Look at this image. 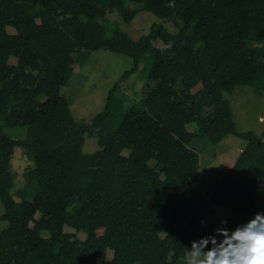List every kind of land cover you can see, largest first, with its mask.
Masks as SVG:
<instances>
[{"label":"trees","instance_id":"obj_1","mask_svg":"<svg viewBox=\"0 0 264 264\" xmlns=\"http://www.w3.org/2000/svg\"><path fill=\"white\" fill-rule=\"evenodd\" d=\"M139 11L177 31L153 24L134 41L106 29L107 14L129 24ZM102 50L132 59L119 82L152 59L141 108L115 128L111 95L79 125L60 92ZM242 86L264 95V0H0V264H189L191 242L220 226L190 202L196 139L245 142L209 200L231 213L228 227L264 211V141L237 130L224 97ZM90 138L99 150L84 154ZM16 149L34 169L14 195Z\"/></svg>","mask_w":264,"mask_h":264},{"label":"rangeland","instance_id":"obj_2","mask_svg":"<svg viewBox=\"0 0 264 264\" xmlns=\"http://www.w3.org/2000/svg\"><path fill=\"white\" fill-rule=\"evenodd\" d=\"M126 3L131 10L137 9L135 4ZM107 19L113 23L107 22L106 29L118 28L134 41L147 35L153 24H161L171 33L177 31L173 23L161 20L145 11H139L129 24H125L117 13L107 14ZM8 33L15 34L11 28H8ZM153 45L158 48L162 46V43L156 41ZM9 63L15 65L16 60L11 58ZM151 65L152 59L147 55L135 74L119 82L121 76L132 68V59L103 50L91 52L87 55L83 67H80L78 63L73 65V75L60 92L67 101L74 120L79 125H88L93 118L102 113L111 95L110 107L117 115L111 117V126L115 128L121 120L122 112L133 107L141 108L140 93L148 83ZM116 84L117 87H115ZM196 90L194 89L193 92ZM224 97L231 106L237 130L253 132L264 141V95H258L251 88L242 86L238 87L232 95L226 94ZM188 130L192 131L194 127L189 126ZM3 131L14 139H20L22 136L19 135L22 129H4ZM192 143L191 148L198 153L200 174L198 187L190 194L191 204L214 222L232 218L228 210L210 204L209 200L216 184L233 166L242 152L245 142L234 137H227L214 147L208 145L205 139H200V141L196 139ZM82 150L84 154H94L99 150L97 140L95 138L86 139ZM31 157L26 151L15 150L11 161V172L15 179L12 191L14 195L23 187L25 173L34 169ZM14 199L19 201L18 197ZM1 214L2 204L0 202ZM5 226L0 223V231ZM65 231L69 232L68 229ZM43 236L47 237V233H43ZM78 238L84 240V235L78 234ZM107 258L108 260L112 258V251H107ZM191 259V257L187 258L186 262L190 264Z\"/></svg>","mask_w":264,"mask_h":264},{"label":"clouds","instance_id":"obj_3","mask_svg":"<svg viewBox=\"0 0 264 264\" xmlns=\"http://www.w3.org/2000/svg\"><path fill=\"white\" fill-rule=\"evenodd\" d=\"M221 219L212 233L191 242L190 264H264V211L228 227Z\"/></svg>","mask_w":264,"mask_h":264}]
</instances>
